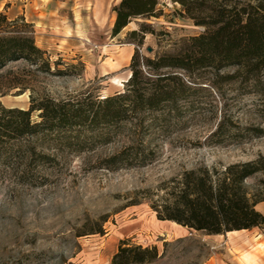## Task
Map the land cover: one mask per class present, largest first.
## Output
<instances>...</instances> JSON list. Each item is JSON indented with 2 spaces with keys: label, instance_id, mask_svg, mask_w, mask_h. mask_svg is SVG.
Returning a JSON list of instances; mask_svg holds the SVG:
<instances>
[{
  "label": "rangeland",
  "instance_id": "obj_1",
  "mask_svg": "<svg viewBox=\"0 0 264 264\" xmlns=\"http://www.w3.org/2000/svg\"><path fill=\"white\" fill-rule=\"evenodd\" d=\"M119 1L0 0V13L33 24L35 43L46 51L52 71H64L42 74L26 63H10L0 72V103L26 110L31 95L111 96L121 92L129 78L135 45L127 34L138 30L139 23L168 33L159 39L145 35L140 52L148 57L170 52L174 43L202 30L179 16V5L159 0L160 18L135 19L112 37V8ZM202 96L204 102L211 101ZM207 105L146 134L144 143L155 159L144 167L110 171L99 166L102 159L130 145L129 126L113 129L107 143L95 140L97 132L81 129L40 138L36 149L52 157L47 164L27 165L23 158H16L20 163H0V264H110L122 241L156 248L157 258L144 264H264V232L190 231L157 220L145 198L150 197L146 192L184 170L246 162L264 154V136L223 147L206 145L204 139L215 123ZM239 117L243 124L264 127L251 114ZM32 120H38L37 113ZM67 135L72 137L65 142ZM103 217L104 234H88Z\"/></svg>",
  "mask_w": 264,
  "mask_h": 264
},
{
  "label": "trees",
  "instance_id": "obj_2",
  "mask_svg": "<svg viewBox=\"0 0 264 264\" xmlns=\"http://www.w3.org/2000/svg\"><path fill=\"white\" fill-rule=\"evenodd\" d=\"M170 2L180 6V17L202 30L174 43L170 52L148 57L140 52L145 35L159 39L168 33L139 23L138 30L127 34L135 49L121 92L104 98L91 93L63 99L31 95L26 110L0 103V163L9 165L23 158L27 165L47 164L52 157L36 149L40 138H58L81 129L97 132L95 140L107 143L113 129L129 126L130 145L102 159L99 166L110 171L144 167L155 159L144 143L145 135L171 119L200 112L204 103L215 118L206 145L223 147L264 136V127L243 124L239 117L248 113L264 122V0ZM159 5V0H120L112 8L111 36L119 35L135 19L160 18ZM16 62L32 66L36 73L64 74L52 71L46 51L35 43L33 24L0 13V72ZM2 83L0 76V93ZM203 94L211 101L204 102ZM33 113L37 121L32 120ZM70 137H64L65 142ZM146 194L157 220L190 231L224 235L261 229L264 214L257 205L264 203V154L246 162L184 170ZM105 222L106 217L101 218L88 234L103 235ZM157 255L155 247L122 241L110 264H144Z\"/></svg>",
  "mask_w": 264,
  "mask_h": 264
},
{
  "label": "crops",
  "instance_id": "obj_3",
  "mask_svg": "<svg viewBox=\"0 0 264 264\" xmlns=\"http://www.w3.org/2000/svg\"><path fill=\"white\" fill-rule=\"evenodd\" d=\"M262 207V209H264V203H260L257 205V209L262 213L264 214V211H261L262 209H260ZM255 230H258V231H262L264 232V227H262L261 229L259 228H255V229H252V230H241V231H234L233 233L229 232L228 234H240L242 232H252V231H255ZM241 247V246H240ZM243 248V247H242Z\"/></svg>",
  "mask_w": 264,
  "mask_h": 264
},
{
  "label": "water",
  "instance_id": "obj_4",
  "mask_svg": "<svg viewBox=\"0 0 264 264\" xmlns=\"http://www.w3.org/2000/svg\"><path fill=\"white\" fill-rule=\"evenodd\" d=\"M146 50H147V52H151L152 49L151 48H147Z\"/></svg>",
  "mask_w": 264,
  "mask_h": 264
}]
</instances>
